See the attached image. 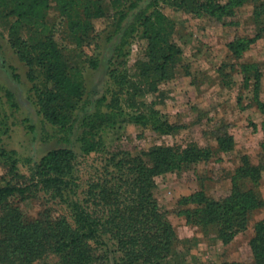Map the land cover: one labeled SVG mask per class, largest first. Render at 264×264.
<instances>
[{
	"label": "trees",
	"instance_id": "trees-1",
	"mask_svg": "<svg viewBox=\"0 0 264 264\" xmlns=\"http://www.w3.org/2000/svg\"><path fill=\"white\" fill-rule=\"evenodd\" d=\"M110 2L112 9H108L103 0H0V19L12 18L10 40L19 58L30 67L28 77L35 81V65H40L45 72L43 85L34 83L32 86L38 111L53 126V136L66 145L49 151L35 166L30 180L18 171L14 151H7L8 155L12 154L10 170L18 180L0 184V204L15 195L25 196L42 184L54 189L70 211L69 215L54 216L45 210L38 218L23 222L18 213L8 208L0 238V264H37L35 261L48 251L62 256L64 264L96 261L162 264L178 241L168 212L160 209L154 195L155 177L202 157L200 149L192 152L191 148L156 146L151 150L153 164L128 151L114 153L107 166L117 169L112 170L110 179L99 178L92 182L86 198H80L75 188L76 147L86 155L105 151L107 130L119 123H134L160 133L180 127L164 119L153 106L148 110L136 106V93L142 84L130 79L126 71L111 68L115 87L90 100L86 97L83 77L72 71L66 62L65 46L58 36V20L66 21V29L77 43L84 35L97 36L102 31L106 32L108 41L117 37L113 56L116 60L123 58L122 61L128 55L132 39L142 30L148 39V50L138 60L142 68L140 75L148 78L153 73L152 87L157 80L170 76L177 50L169 41L173 22L159 6L161 0ZM247 2L254 4L253 19L258 32L246 40L236 38L229 44L235 56H239L264 32V0H228L223 5L215 0H174L173 3L193 13L216 14L220 18L233 14L236 7ZM98 20L106 21L101 32L97 28ZM91 63L98 66L96 59ZM241 67L245 86H251L253 81L255 103L264 113L259 63L244 62ZM7 93L13 97L11 92ZM125 93L129 94L128 103L136 107L135 110L124 106ZM219 130L220 148H230L232 136L226 129L221 134ZM2 133L0 128V137ZM5 151L0 148L1 154ZM263 169L264 163L253 164L250 155L245 154L232 177L229 192L213 195L200 189L182 197L175 211L184 215L188 223L201 225L206 231L214 227L217 237L229 242L248 228L252 212L264 205L258 190ZM250 247L253 256L250 264H264V217L254 224ZM222 264L242 263L224 261Z\"/></svg>",
	"mask_w": 264,
	"mask_h": 264
},
{
	"label": "rangeland",
	"instance_id": "rangeland-1",
	"mask_svg": "<svg viewBox=\"0 0 264 264\" xmlns=\"http://www.w3.org/2000/svg\"><path fill=\"white\" fill-rule=\"evenodd\" d=\"M215 1L220 5L228 2ZM103 2L112 9L110 0ZM173 2L161 0L159 6L173 22L169 41L177 54L170 66V76L157 80L154 87L153 73L148 78L140 75L142 68L138 60L148 50V39L142 30L132 39L128 55L122 61L123 58L116 60L113 56L118 38L108 41L106 32L102 31L106 21L96 22L102 31L100 35H84L77 43L75 36L67 31L66 21L56 18L59 40L65 46L64 58L72 71L83 77L86 97L93 100L114 88L116 84L110 69L119 68L138 85L142 84L136 93V106L141 110L153 106L164 119L180 126L160 133L134 123H119L107 130L105 151L86 155L76 147L77 158L73 166L77 195L86 198L92 182L99 178L110 179L112 170L116 172L117 169L107 166L114 153L128 151L153 164L151 150L156 146L191 148L192 152L200 149L204 154L202 157L155 177L154 195L160 209L168 212L178 235V241L162 264H222L224 261L250 264L253 261L250 239L255 222L264 217V205L252 212L248 228L229 242L217 237L214 227L206 231L201 225L188 223L186 217L175 210L182 197L200 189L213 195L229 192L243 155H250L253 164L264 163V113L256 106L253 81L251 86H245L241 70L244 62H258L261 85L264 84V39L239 56H235L229 46L236 38L246 40L258 32L253 19L254 4L247 2L236 7L233 14L219 18L216 14L193 13ZM11 22L12 18L0 19V128L4 131L0 148L6 150V153L0 152V184L18 180L10 170L12 154L8 155L10 152L7 151H14L18 171L30 180L35 166L49 151L66 147L53 136V126L38 111L32 86L34 83L43 85L45 72L40 65H35V81L30 80V67L19 58L10 40ZM93 59L98 60L97 67L92 65ZM263 94L264 91L262 100ZM128 97V93L123 95L124 106L135 110L136 107L128 103ZM221 127L233 138L232 146L225 150L220 148L217 140V131ZM224 130H219L220 134ZM258 190L264 198V169ZM90 205L94 206V203ZM8 208L18 213L23 222L38 218L45 210L54 216L70 214L54 189L38 184L25 196L15 195L0 204V238ZM63 260L62 256L48 251L35 263L64 264Z\"/></svg>",
	"mask_w": 264,
	"mask_h": 264
},
{
	"label": "crops",
	"instance_id": "crops-1",
	"mask_svg": "<svg viewBox=\"0 0 264 264\" xmlns=\"http://www.w3.org/2000/svg\"><path fill=\"white\" fill-rule=\"evenodd\" d=\"M261 39H264V35H262L260 38H258L254 43H252L250 46H249V48L247 49V50H251L253 47V45L255 44V45H257V42H259ZM263 91H264V84H262L261 85V89H260V98H261V100L263 99L262 98V93H263ZM264 95V94H263ZM256 106H257V108L259 109V107H258V105L256 104Z\"/></svg>",
	"mask_w": 264,
	"mask_h": 264
}]
</instances>
